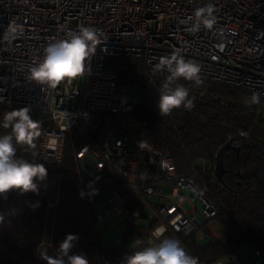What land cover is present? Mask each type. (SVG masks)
Masks as SVG:
<instances>
[{"label": "built area", "instance_id": "1", "mask_svg": "<svg viewBox=\"0 0 264 264\" xmlns=\"http://www.w3.org/2000/svg\"><path fill=\"white\" fill-rule=\"evenodd\" d=\"M208 4L216 18L213 28L189 31L195 13ZM13 25L23 30L6 39ZM80 27L103 33L85 74L55 88L30 80L28 69L42 60L46 46ZM177 49L200 65L201 80L260 93L264 107V0H0V105L28 107L39 122L34 163L60 166L66 141L77 138L80 145L73 156L78 180L93 214L100 206L122 221L151 223L146 244L153 230L164 225V235H195L210 246L226 245L222 229L213 230L211 223L220 206L202 180H216L214 160L200 162L201 176L195 167L179 174L168 154L137 133L131 119L139 104L137 88L122 80L115 62L138 63L151 83L155 76L168 75L154 72L158 58ZM246 137L239 132L227 142L239 147ZM141 141L147 147L141 148ZM56 176L47 172L43 181H36L38 191H47ZM183 202L190 211L181 207ZM246 249L242 246L214 264H241Z\"/></svg>", "mask_w": 264, "mask_h": 264}, {"label": "trees", "instance_id": "2", "mask_svg": "<svg viewBox=\"0 0 264 264\" xmlns=\"http://www.w3.org/2000/svg\"><path fill=\"white\" fill-rule=\"evenodd\" d=\"M122 80L137 88L139 104L131 117L134 129L144 134L148 142L168 154L179 174L196 168L201 176L200 162L213 161L218 150L230 136L247 134L239 151L223 155V185L207 177L202 178L210 196L220 206L214 217L226 238V245L201 246L195 235L177 238L192 256L202 264H214L229 257L242 246L259 251L264 264V107L249 106L251 94L244 90L204 81L200 85L179 80L189 89L193 107L174 109L161 116L157 107L159 89L167 75H158L150 83L142 67L131 60H117ZM16 107L0 105V122L3 114ZM33 118V114L30 112ZM10 129L0 127V135ZM35 142V140H34ZM80 143L76 137L65 143L63 162L58 167H45L56 173L48 190L38 193L10 191L0 196V264H47L40 254L46 240L50 255L56 257L60 243L67 235L78 237L69 255L84 254L89 264H124L133 251L131 238L145 242L151 223L138 224L137 219L123 220L124 231L117 247L104 246L101 236L94 230L98 219L87 209L79 170L73 153ZM17 157L32 162V148L16 145ZM165 237H173L165 234ZM65 259H67L65 257ZM245 260H242V262Z\"/></svg>", "mask_w": 264, "mask_h": 264}, {"label": "clouds", "instance_id": "3", "mask_svg": "<svg viewBox=\"0 0 264 264\" xmlns=\"http://www.w3.org/2000/svg\"><path fill=\"white\" fill-rule=\"evenodd\" d=\"M213 11L211 4L198 10L195 19L190 22L189 31L196 33L202 28L211 30L216 22ZM22 30L19 25L10 26L5 38L15 39ZM102 37L103 33L97 28L80 27L78 31L71 32L68 38L50 42L44 49L42 60L28 69V78L55 88L65 79L83 76L86 62L95 54L97 46L102 43ZM153 70L168 73L159 89L157 107L161 116L170 115L174 109L182 106L186 109L193 107L189 89L180 84L179 80L182 78L200 85L201 67L198 63L185 59L181 50L177 49L170 56L158 58ZM260 97V93H253L249 106L260 105ZM0 127L10 129L0 135V196L6 198L7 193L13 190L38 193L39 185L36 181L46 178L47 169L43 164L17 157L16 145L35 147L34 140L40 134L39 122L32 118L28 107H23L5 112ZM138 143L141 148L147 147L143 141ZM2 219L3 213H0ZM165 232L164 225L156 227L151 233L152 241L146 246L143 240L136 239L132 245L133 251L125 257L124 264H199L198 258L188 253L179 239L165 237ZM77 239L75 235H67L60 243L56 257H43L47 264H89L84 254L69 255Z\"/></svg>", "mask_w": 264, "mask_h": 264}, {"label": "rangeland", "instance_id": "4", "mask_svg": "<svg viewBox=\"0 0 264 264\" xmlns=\"http://www.w3.org/2000/svg\"><path fill=\"white\" fill-rule=\"evenodd\" d=\"M103 173L105 177L108 176L105 172ZM181 207L185 211H190L192 208L187 202H183L181 204ZM196 207L200 209V205L198 203L196 204ZM102 210L103 209L100 206L95 210V216H98V219L94 222V230L101 236V243L104 246L117 247L121 243L120 235L124 231L122 220L121 218L111 214L110 212L101 213ZM143 213L148 214V211H143ZM141 221L142 219L138 220L137 223L143 224V222ZM211 223H213V230L217 231L221 229L215 221ZM136 239L138 238H131L129 240L130 244ZM44 242H46V236ZM197 242L201 246L207 245V239L198 240ZM41 250L44 251V246L41 248ZM254 251L255 249L252 246L248 245L247 249L242 251V256L245 257V261H243L241 264H261V257L254 255Z\"/></svg>", "mask_w": 264, "mask_h": 264}, {"label": "water", "instance_id": "5", "mask_svg": "<svg viewBox=\"0 0 264 264\" xmlns=\"http://www.w3.org/2000/svg\"><path fill=\"white\" fill-rule=\"evenodd\" d=\"M234 151L237 153L239 151L238 147H233L230 142H226L221 148L218 150V152L215 155L214 158V176L216 178V181L223 185V174H224V168H223V155L227 151Z\"/></svg>", "mask_w": 264, "mask_h": 264}, {"label": "crops", "instance_id": "6", "mask_svg": "<svg viewBox=\"0 0 264 264\" xmlns=\"http://www.w3.org/2000/svg\"><path fill=\"white\" fill-rule=\"evenodd\" d=\"M101 213H103V211H102ZM43 246H44V251L41 250V248H42ZM40 254H41V256H43V257H45V256H49V255H50V247H49V244H48L47 240H46V242H44V243L42 244V246L40 247Z\"/></svg>", "mask_w": 264, "mask_h": 264}]
</instances>
